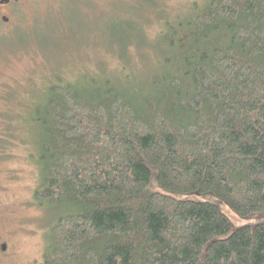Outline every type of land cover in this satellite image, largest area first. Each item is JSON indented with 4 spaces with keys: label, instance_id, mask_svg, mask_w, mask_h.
<instances>
[{
    "label": "trees",
    "instance_id": "1",
    "mask_svg": "<svg viewBox=\"0 0 264 264\" xmlns=\"http://www.w3.org/2000/svg\"><path fill=\"white\" fill-rule=\"evenodd\" d=\"M146 79L58 80L42 95L35 201L62 212L43 264H264V0L167 21Z\"/></svg>",
    "mask_w": 264,
    "mask_h": 264
},
{
    "label": "rangeland",
    "instance_id": "2",
    "mask_svg": "<svg viewBox=\"0 0 264 264\" xmlns=\"http://www.w3.org/2000/svg\"><path fill=\"white\" fill-rule=\"evenodd\" d=\"M33 1L11 25L0 24V234L14 238L17 250L7 264H43L48 232L63 215L34 198L41 182L40 136L31 120L46 88L83 76L119 84L133 76L146 79L158 58L154 40L164 24L207 2L63 0L60 11L47 12L46 0ZM177 197L215 204L235 230L264 224L263 214L242 218L210 193Z\"/></svg>",
    "mask_w": 264,
    "mask_h": 264
},
{
    "label": "flooded vegetation",
    "instance_id": "3",
    "mask_svg": "<svg viewBox=\"0 0 264 264\" xmlns=\"http://www.w3.org/2000/svg\"><path fill=\"white\" fill-rule=\"evenodd\" d=\"M63 0H46L51 9L47 12L60 11ZM75 3L79 0H73ZM91 0H89L90 2ZM33 0H0V24L11 25L13 17L20 14H26V9L34 6ZM72 2V1H71ZM6 139V138H5ZM0 234V264H7L10 259L16 255V246L14 238Z\"/></svg>",
    "mask_w": 264,
    "mask_h": 264
}]
</instances>
